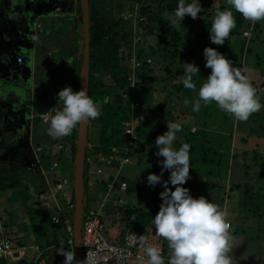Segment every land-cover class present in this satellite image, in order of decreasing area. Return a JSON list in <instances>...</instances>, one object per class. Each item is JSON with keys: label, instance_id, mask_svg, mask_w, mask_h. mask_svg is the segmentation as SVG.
<instances>
[{"label": "trees", "instance_id": "16d2710c", "mask_svg": "<svg viewBox=\"0 0 264 264\" xmlns=\"http://www.w3.org/2000/svg\"><path fill=\"white\" fill-rule=\"evenodd\" d=\"M28 1L29 0H0V20L1 17L5 14H8V11L10 10H15L16 12L18 10H25L24 5ZM32 1L36 6L41 0ZM139 1L140 0H88L90 17L88 95L95 102L101 103L103 102L104 97H110L108 103H102V114L98 119H95L98 123L97 126H99V146L103 152L92 153V155H105L111 157V166H107L108 170L105 173L102 169V172L99 173V175L96 173L91 174L89 172L91 168L90 164L84 162V191L86 169V178L92 179L95 182L97 181L98 184H100L105 189V193L100 194L98 203L103 201V197L107 193L106 190L108 183L110 180L114 179V172L116 168L119 167L121 172L125 165L132 164L131 148L134 145H137V148L140 149L139 151L142 152L141 147L143 144H147V142H149L150 145L147 144L148 150L149 152H153V154H155V151L158 150L155 147L156 137L167 131V123L164 120L158 118L156 114L151 116L152 126L155 127L151 133L152 136L146 134L145 129L138 126V124L134 122V119L132 122L135 128L134 131H136L138 134V139H130L129 135L123 131L124 121L130 120L129 115H127V112L129 111V102L127 101L128 104L123 102V98L119 92L121 90L125 89L126 91V89H128L129 94L132 93L134 95L135 93V91L130 87L127 88L130 74V70H128L129 66L127 57H131V52H129V54L125 57L123 50L125 49V46H130L136 33H133V27L130 22L127 21L128 19L124 18V14H122V8L124 5H126L128 7L127 9L132 11L134 3ZM190 2L191 0H186V3ZM199 2L203 11L198 15V17L196 19H192L190 16H185L181 22H177V28L170 29L169 27H166L164 33L165 35H170L171 40L169 42L163 41L168 50L171 49L169 52L170 60L163 69H165L167 73H171V68L175 63L176 56L179 54H181L183 57L188 56L190 61L187 59L186 62L194 63L199 68V72L193 77L195 83L196 80L198 81L199 77L203 82V80L206 79L211 72V69L205 67L206 60L203 55V50L205 47H213L217 51L224 54L233 62V67L239 70L243 67V61L245 60L246 56L252 52L253 44H264V20L252 23L245 20L241 14L236 12H234L236 27L231 32L230 37L225 41L224 45L220 46L212 44L209 38V29L211 27L210 23L214 16L215 10L217 7H219L221 10H225L230 6L227 5L226 0H199ZM76 3L77 9H75L73 13L66 12L64 13V17H56L54 19L55 21H62L61 28L59 29V37L62 40V43H64L62 47H52L53 51L51 52V62L56 65L55 68L51 69L50 71H46L47 60H45L43 57H40V54L36 59L37 62L35 63V67L37 69L38 65L43 64L44 68L41 69V74H38L37 70L34 73V63L30 61L29 55V57L26 56L24 58V64L30 65V69L27 70V75H13V71H11L12 67L19 65L17 62L21 61L20 57L22 54L16 51L17 54L15 56L14 63L12 64V67H10V53L0 49V55L3 56L0 57V142L3 143L2 147L6 144V141L10 136L8 132L6 133L7 124L9 121L8 118L15 120L17 114L21 115L23 110L28 112H31L32 110V108L29 106L30 102L26 93L28 90L32 91L33 98L38 102L37 106L33 107L34 112L45 109L44 107H47L48 104L56 105L53 106V110L58 108V102L55 103L58 101L57 94L66 86H70L74 91H78L77 77L82 60L83 42L81 11L78 0H76ZM145 3L147 4L145 5ZM155 4L157 7L156 9H154ZM177 4L178 0H142V4L138 8V25L147 23V25L144 26V29L147 30V28L150 27L149 22H155L157 20L164 19L165 16H161L159 13V11L162 10L161 8L174 13ZM33 11L34 10L31 12ZM29 13L30 11H27V14ZM126 13H129V11H126ZM144 19L147 21L143 22ZM46 25L49 26L47 33L50 31L52 32L53 28L56 27L53 25V23ZM247 30L250 32V34L247 35L248 37L243 35V33ZM36 48L37 52L39 53L38 45H36ZM258 52L259 53L255 52L254 54L255 57L259 58L258 64L260 67L257 70L259 77L257 81L251 80V82L257 89V95L259 97H263L264 56L262 57L260 55V49ZM140 54L141 51L139 49L137 50V56H135V58L140 60ZM148 55L150 54L148 53L147 56ZM198 57L200 58V61H194ZM125 61L127 64H125ZM142 61L143 63L140 67H138V69L142 70L140 76L144 77L148 73L147 69L149 68L152 61L150 63H145V59ZM179 71L183 72V69L179 68ZM241 72L242 74L246 75L248 71L242 69ZM167 75L169 76L170 74ZM20 78L22 81H20ZM28 78L30 79L28 80ZM40 88L42 89V93L38 95L37 92L41 91ZM174 88L178 93L182 91V96L180 98L181 100L178 101L180 108L175 109L174 112L178 114L177 116H182L184 120H186L194 113L192 111L191 102H194L195 99L198 98L197 92L185 89L183 87V83L182 85H174ZM129 98L130 97H128V99ZM185 99L190 101L188 106H185L183 103ZM134 100L136 101V99ZM211 104H214L216 114L218 115L217 117H219V120L222 123L223 128L220 127L221 129L216 126V123H212L214 124L213 128H209L206 124V117L208 115L207 107H209ZM211 104L204 106L202 103V106L198 111V114H201L200 125H196L195 123H188L186 125L182 123V131L176 134L177 140L174 142V148L178 149L182 143H188L190 145V166L192 169H190V179L182 186L188 188L190 190V194L194 198H199L201 195H203L211 202L218 204L222 209L227 210L229 212V218L231 217L232 219H228L231 228L233 225H236V227L238 226L237 229L235 228L234 233H237L239 230L241 233L245 232L246 229L243 228L245 223L242 222H246L247 218H253L254 222H258L259 224L261 223L262 225L257 228L263 229L261 230V236L264 239V155L257 151V149L261 146H264V144L255 142V139H252L251 137L252 134H254V138L256 136L255 134H264V107H262L259 112H256L250 116L247 122L252 124L249 126V128L242 129L244 124L242 121H237L234 117L220 110L215 102ZM261 104L264 105V102H261ZM138 108L139 103L135 107V111L137 112L135 119L140 117L146 122L147 112L145 109H143L140 113L138 112ZM160 111L165 113L166 110L162 108ZM50 112L53 114L54 111L51 110ZM4 116H7L8 118H4ZM95 120L88 121L89 126L91 121ZM76 130L77 127L73 130L69 137L66 136L58 139L62 145L59 153L56 157H53V159H50L46 149L42 152V156H49V158H44L48 167L50 163H53L54 161L57 163L55 167L49 169L54 171L59 166L58 161L60 159V152L66 151L63 159L64 161L69 162V167L71 169V173L68 177L64 176L60 181H57L53 178L50 179L49 177V173H52L53 171L49 172L47 170V173L43 176H40L39 172L37 173L32 170L30 172V175L34 178L29 179L31 183L35 179L38 180V178L39 180H42V184L39 188L34 186L36 190L35 193L43 192V188L51 191L50 187L48 188L47 186L54 185L55 187V185L57 183H61L64 178L67 179V184L62 186V188L57 191L61 195V200L59 202L61 205L65 200H67L65 204L74 203V195L72 191L73 173L75 167L74 157L75 137L77 133ZM244 130L246 131L245 136L241 137L240 141H243L246 144L248 143L247 147H243L241 149V147L237 144L236 146L240 148L239 150H227L225 152L223 150L219 151L216 149V147H222L225 150L230 149L232 134H240V131ZM10 142H12V140H10L9 143ZM252 145L255 146L252 147ZM112 147L116 148L115 152L112 151ZM17 150L18 151L12 158V163L9 164L7 162H0V192L13 190L16 188H21V190H25L27 192V185L19 187V176L17 173L20 167H23V172H25L28 168L29 162L34 159L30 157L27 149L20 148ZM87 151L88 148L85 152V158L87 156ZM65 158L68 159L65 160ZM112 166L115 168H112ZM254 168L257 170L255 171ZM221 171L224 172L222 176L220 175L222 174ZM232 171L233 178L235 177V180H232L230 183ZM34 173H37L38 177L35 176ZM100 176H103V178H99ZM169 176H165V178L163 177L162 180H168ZM121 178L122 180L127 181L125 177ZM253 178H256L257 181L261 182L260 187L257 188L251 183ZM44 179L47 181L44 182ZM70 184L71 188L68 189ZM169 187L173 188L170 183ZM158 188L159 191L156 193V198L161 199L159 194L164 190L162 184H158ZM126 191L128 193L131 191L129 185ZM223 192H225V197L222 196ZM68 194L69 196L67 197ZM83 197H86V194ZM218 199L220 200L219 203H217ZM36 201L32 200V203H27L30 204L29 209H35L36 212L40 213V210H43V207H41L42 204L40 203H43L44 201H38L37 199ZM108 201L104 203L105 206H107ZM52 202V208L54 209L53 212H55L56 205L54 201ZM83 202L86 203L83 207V211H85L88 209L87 199L85 200V198H83ZM227 202L229 205H227ZM134 203L138 204V202ZM127 204L128 203L126 202L125 204H122L121 207L123 208L124 205ZM159 206V204L152 205V207L144 204H142V206H132L131 204V207L122 209V214L118 217V219L121 221V223L123 222L126 224V227L130 221L135 222L136 220V223H139L140 227L144 226L145 228L149 227L150 229L153 221L152 217L154 218V215H156L158 212ZM72 211L73 210L70 211L71 214ZM35 214L38 215V213ZM60 218L63 220L62 216ZM29 220H31V218H29ZM50 223L53 226L61 225L66 236L61 242L55 240L49 242V246L56 243L58 246L64 247L68 239V233L65 232V228L61 223H54V221H50ZM5 240H9L10 248L12 250L21 248L19 254L22 255L21 253L24 246H16L13 244L12 240L10 238L8 239L6 236L0 239V245ZM165 251L166 250L164 247L163 252ZM260 251L262 253V262L264 259V251L263 249ZM37 253H35L34 257H36ZM34 260L35 258H33L32 264H34ZM0 264H3V262H0ZM48 264H50V262H48Z\"/></svg>", "mask_w": 264, "mask_h": 264}, {"label": "rangeland", "instance_id": "374dc122", "mask_svg": "<svg viewBox=\"0 0 264 264\" xmlns=\"http://www.w3.org/2000/svg\"><path fill=\"white\" fill-rule=\"evenodd\" d=\"M141 4L142 0L134 3L132 11L127 9L128 7L126 5H124L122 8V14H124V18L128 19L127 21H129L133 27V33H136L135 37L132 39L130 46H125V49L123 50L125 57L129 54V52H131V57H127L129 66L128 70L131 71V69L133 68V64L136 60L135 56H137V50L139 49L141 51L140 60L150 59L152 61L149 68L147 69V76L145 75V78L140 76L142 80L137 83V88L134 93V98L139 103L138 112L141 113L143 109H145V111L147 112V123L140 117H138V119H135L134 122L137 123L138 126L143 127L146 131V134H148L149 136H152L151 133L153 132V129H155V127L152 126L151 116H153V114H156L158 118L164 120L166 123L179 122L180 124L184 123L186 125L188 123H195L196 125H200L201 114H198V112H194L193 115L186 120H184L182 116H177L178 114L174 112L175 109L180 108V104H178V101L181 100L180 98L182 96V91L178 93L174 88V85H182V81H180L178 78L183 75V72L179 71V68L183 69L182 65L186 62L187 59L188 61H190V58L188 56L183 57L181 56V54H179L175 58V63L171 68V73H167L166 70L163 69L170 60L169 52L171 51V49L168 50L165 43H163V41L169 42L171 40V36L165 35L164 30L166 27H169L170 29H175L178 27V25L175 27H171L168 22L170 16L173 13L161 8L162 10L159 11V13L161 16H165L164 19L157 20L155 22H149L150 27L145 30L144 26H146L147 23L138 25L139 21L137 19V15L139 14L138 8ZM146 4L147 3H145V5ZM24 7L25 10L23 9V11L27 12L34 10V13L36 15H32V13H30L25 17L26 13H23V11H19L17 9V12L15 10H10L8 11V14H5L1 17L0 49L8 51L10 53V67H12V64L14 63L17 52L22 54V56L20 57L21 61L19 62V65L12 67L11 71H13V75H27V70L30 69V65L24 64V58L26 56L29 57V55L30 61L34 63V73L37 70V73L41 74V69L44 68V65H38L37 69L35 67V63L37 62L36 59L38 58V56L41 54L40 57H43L45 60H47L46 71H50L51 69L56 67V65L51 62V52L53 51L52 47H62L64 45L59 37V29L61 28L62 21H55L54 19L56 17H64V13L66 12L73 13L75 9H77V3L76 0H41L35 6L33 1L29 0L27 3H25ZM156 8L157 7L155 4L154 9ZM126 11H129V13H126ZM30 17H32L33 21H27V24L25 22V19L27 18L29 20ZM146 21V19L143 20V22ZM49 23H53V25L56 27L53 28L52 32L50 31L49 33H47L49 26H47L46 24ZM248 34H250L248 30L246 31V33H243V35L245 36H247ZM33 36H36L38 39L32 40ZM36 45H38L39 47V53L37 52ZM252 47V52L246 56L245 60L243 61V67L239 70L241 71L243 69L245 71H248L246 75H248L251 80L257 81L259 77L257 70L260 66L258 64L259 58L255 57L254 53H259L258 51L260 49V55L263 57L264 44L255 43ZM148 53L150 55L147 56ZM0 57L3 56L0 55ZM194 61L199 62L200 58L198 57ZM125 64H127L126 61ZM134 70L137 75L142 73L141 69ZM167 74L170 75L168 76ZM29 79L30 78H28V80ZM20 81H22L21 78ZM201 84L202 80H200L199 77L198 81L196 80L197 90L199 89ZM134 85L135 82H131L132 88L134 87ZM40 90V92H37L38 95L42 93L41 88ZM26 93L30 102L29 106L32 108L31 112L21 110V115L17 114L15 120L4 116V118L6 117L9 119L6 133L8 132L10 134V139L8 138L6 144L3 147V143L0 142V162H7L9 164L12 163L14 154L18 151L17 149L20 148L27 149L30 157L34 159L29 162L28 168L25 172H23V167H20L17 173V175L19 176V187L27 185V192L25 190H21V188L0 192V239L4 236H7L16 246H24L21 253L22 255L19 254L21 251L20 248L14 250L11 249L8 253H6V256H0V262H3V264H32L33 258H35V253H39L40 250H44L47 246H49V242L53 240L61 242L66 236L61 225L53 226L50 223V217L51 214H53L54 210L52 208L53 202L50 197L49 199L47 198L43 203H40L42 204L41 207H43V210H40V213L36 212L35 209H29L30 204L27 203H32V200L36 201L37 193H35L36 190L34 186L36 188H39L42 184V180H39V178L38 180L35 179L32 183L30 182L29 179H34L30 175L31 170L37 173L39 172L40 176L46 174L47 170L49 172L53 171L49 170L54 166L53 163H50L49 161L50 165L48 167V165L46 164L47 162L44 158H49L50 156V159H53V157H56L61 149L62 144L58 140L59 138L54 139L48 134L47 128L49 124L48 122H41L40 117L41 114L46 112L49 114H44L45 117L50 118V116L52 115L50 111L52 110L55 112L57 108L53 110V106L56 105L48 104L47 107H44L45 109L34 112L33 107L37 106L38 102L33 98L31 90H28V92ZM263 97H259L260 102L262 103L264 102ZM129 100L135 106L136 102L135 100H133V96H130ZM57 102L58 101H56L55 103ZM123 102H125V100H123ZM57 105L58 108H60L61 105L59 103H57ZM135 107L134 112H132V115L134 116L137 114V112L135 111ZM162 108L166 110L165 113H162V111H160V109ZM207 112V126L209 128H213L214 124L212 123H216V126L218 128H223L219 117H217L218 115L216 114L214 104H211L209 107H207ZM128 113L129 111L127 112V115H129ZM243 123L244 124L242 129H248L252 124L250 122ZM97 124L98 123L96 120L91 121L90 126H88V130H86L87 139L91 145V154L103 152V150L99 146V126H97ZM240 132V134H232L230 149L225 150L222 147H216V149L226 152L227 150H239L240 148L236 146L237 144L241 147V149L243 147H247L248 143L246 144L245 142L240 141L241 137L245 136L246 131L244 130ZM255 135L256 136L254 138V134H252V139H255V142L259 144H264V134L261 133L260 135ZM10 140H12V142L9 143ZM13 140L16 141L14 142ZM147 144L150 145L149 142H147ZM147 144H143V146L141 147L142 152L139 151L140 149L137 148V145H134L131 148L132 164L125 165L122 168L121 172L119 169V178L122 179L121 177H125L127 179V183L130 186L131 191L128 193L127 191L121 192L117 189H114L108 192L109 201L107 203V206L103 207L104 214L102 216V220L105 223L104 236L109 242L121 243L123 235L126 231H133L138 234H149V227H140V224L136 223V220L135 222L130 221L127 224V227L125 226L126 224H124L123 222L121 223L118 217L122 214V209L131 207V204L132 206H142V204H144L152 207V205H160L162 202V199L156 198V193L159 191L158 184L155 187L149 186L147 184V176L152 173L157 175L161 174L162 167L160 162L163 160V157H158L156 153L153 154V152H149ZM253 146L255 145H252V147ZM45 149L49 156H42V152ZM257 151L264 155V146L259 147ZM65 153L66 151L60 152V159L58 161L59 166L52 173H49L50 179L53 178L57 181H60L64 176L68 177L70 175L71 169L69 167V162L64 161L63 159ZM87 156H90L88 152ZM66 159L68 158H65V160ZM102 167L104 168L105 173L108 170L107 165L102 164ZM112 168L115 167L112 166ZM254 169L255 171L257 170L256 168ZM37 173H34V175L38 177ZM223 174L224 172H222V174L220 175L222 176ZM86 175L87 169L85 172V193L83 195L85 196L86 194V197L83 198H85V200L87 199L88 208H97L99 196L100 194L105 193V189L100 184H98L97 181L95 182L92 179H87ZM169 175L170 172L167 170L165 172L164 170L162 179L163 177L165 178V176L167 177ZM99 178H103V176H100ZM232 180H235V177L233 178V171L231 172L230 183ZM43 181L46 182L47 180L44 179ZM251 183L257 188L261 185V182L257 181L256 178H253V180H251ZM47 187H50V189L54 191V193L58 194L55 196L56 198H61V195L56 191L54 185ZM70 188L71 184L68 186V189ZM48 191L49 190L43 188V192L49 193ZM224 195L225 192H223L222 196L225 197ZM67 196H69V194ZM40 199H44L42 197V194L40 195ZM118 199L126 200L128 204L124 205V207L122 208V204L118 202ZM219 201L220 200L218 199L217 203H219ZM134 202H138V204ZM84 204L86 203L84 202ZM227 205H229L228 202ZM35 213H38V215H36ZM29 218H31V220H29ZM228 219L232 220L231 217H228ZM242 223H245L243 228L246 229L243 233H241L240 230L237 231V233H234L235 228L237 229L238 227H236V225H233L231 228V234L235 238L233 247L235 264H259L262 259V253L260 250L263 249L264 251V239L261 236V230L263 229H258L257 227L262 224L254 222L253 218H247L246 222ZM163 247H165V254L168 256L167 241L165 240H163ZM260 264H264V259Z\"/></svg>", "mask_w": 264, "mask_h": 264}, {"label": "clouds", "instance_id": "9594fccd", "mask_svg": "<svg viewBox=\"0 0 264 264\" xmlns=\"http://www.w3.org/2000/svg\"><path fill=\"white\" fill-rule=\"evenodd\" d=\"M226 3L230 7L225 10L217 7L210 23L209 38L211 43L215 45L223 46L236 27L234 12L241 14L245 20L252 23L264 20V0H226ZM202 11L199 0H191L190 3H186V0H178L176 9L168 22L171 27H175L177 22H181L185 16L196 19ZM29 21H33V19L31 18ZM37 39L36 36L32 37V40ZM203 55L206 60L205 67L211 69V72L203 80L198 90L193 77L199 72V68L194 63H184L182 65L183 75L178 78L182 81L185 89L197 92L198 98L191 102L192 111L198 112L202 103L207 106L215 102L220 110L234 117L237 121L247 122L252 114L259 112L264 107L250 77L233 67V62L213 47H205ZM140 61L143 63L142 60ZM150 62V59L149 61L145 60V63ZM134 69H138V67L131 69L129 78L132 80L128 78L127 88L130 87L135 91L137 83L142 78L140 74L137 75L134 72ZM131 82H135L133 88ZM119 94L125 103L129 102L127 104L130 120L124 121L129 123L133 119L135 120L136 115H132V112H134V107L138 102L135 101V106L130 102L128 97L133 96V100L135 98L132 93L129 94L128 89L126 91L125 89L121 90ZM57 95L61 107L57 108L50 118L46 117V121H43L40 115L42 122H48L47 132L54 139L70 136L78 125L98 119L102 114V103L106 104L110 100V97L106 96L102 103L95 102L89 97L86 89L74 91L70 86L64 87ZM189 103L188 99L184 100L185 106H188ZM166 127L167 131L155 139V147L158 149L156 155L163 157L160 162L162 172L160 175L149 174L147 184L152 187L162 184L164 189L159 194L162 203L154 215L152 225L156 237L161 238L162 241H167L168 256L165 252L163 255L162 249L157 244L150 243L141 236L140 242L146 264H235L233 256L235 238L231 234V225L228 221L229 212L203 195L194 198L190 194V190L182 186L190 179V169H192L190 166V145L182 143L178 149L174 148V142L177 140L176 134L182 131V125L179 122H167ZM88 144L90 143L87 142L86 149ZM164 170L170 172L168 180H162ZM169 183L174 190L169 187ZM65 201L62 206L67 205ZM69 204L72 207L67 210L62 208L60 214L63 219L64 214L70 215L69 222L73 239L70 211L73 210L74 203ZM50 221H52L51 217ZM59 223L62 224V222ZM81 230L82 222L80 239ZM65 232L68 233L69 239L70 232L66 229ZM52 245L61 247L56 243ZM59 254L64 257L63 264H86L85 261H77L75 258L74 239L73 250H61ZM49 258L52 259L53 256ZM48 259L47 261L51 264L53 259L51 261Z\"/></svg>", "mask_w": 264, "mask_h": 264}, {"label": "built area", "instance_id": "2783aa9c", "mask_svg": "<svg viewBox=\"0 0 264 264\" xmlns=\"http://www.w3.org/2000/svg\"><path fill=\"white\" fill-rule=\"evenodd\" d=\"M246 33V32H244ZM135 62L133 64L134 67H139L142 62L135 58ZM149 61V59H147ZM133 67V68H134ZM132 80V78H129ZM43 113L41 114L42 120L46 121V117ZM125 125V132L129 135L130 139L135 140L138 139L137 133L134 131V125L131 122H124ZM40 150V148H39ZM91 145L88 144V154L90 156H86L85 162L89 163L90 173H99L104 172V168L102 164H106L107 166H111L110 162L112 161L111 157L108 156H97L92 155L91 152ZM112 151L115 152L116 148L112 147ZM125 161V160H124ZM53 167L57 165V163L53 162ZM52 168V167H51ZM95 168V170H94ZM114 179L110 180L107 186L106 194L103 197V201L98 203L97 208H88L83 212V219H82V230H81V248L82 252L80 261H85L86 264H146V258L143 257V248L140 242V237H144L148 242L157 244L161 249L162 252L164 251L162 239L156 237L154 226L151 225L149 234H142L136 233L133 231H126L123 235L122 242H109L104 236L105 230V223L102 220V216L104 214L103 207L105 206V202L109 200L108 192L113 189H117L118 191H126L128 189V183L125 180L119 178V167L116 168L114 172ZM67 179L64 178L61 183H57L55 185L56 191L62 188L65 184H67ZM49 194L45 192H38L37 193V200L38 201H45L49 197L52 201L56 204V210L53 212L51 216L52 222L58 223L62 222L63 227L66 231L70 232V237L67 239L64 247H57L55 245L48 246L44 250L37 253L34 264H48L47 259L50 256H53V260L51 264H63L64 257L59 254L61 250H73V239L71 235V225L69 222L70 215L64 214V219L61 220L60 211L62 208L64 210L70 209L72 207L71 204H67L62 206L59 204L60 197L56 198L55 196L58 195L54 193V191H49ZM44 199H40V195ZM120 204H125L126 200L118 199ZM10 242L9 240L3 241L0 245V255H6V253L10 250ZM164 255V252H163ZM166 258V257H165Z\"/></svg>", "mask_w": 264, "mask_h": 264}, {"label": "water", "instance_id": "95a60500", "mask_svg": "<svg viewBox=\"0 0 264 264\" xmlns=\"http://www.w3.org/2000/svg\"><path fill=\"white\" fill-rule=\"evenodd\" d=\"M81 11V27H82V60L79 67L77 82L78 91L83 89L87 90L88 94V78H89V47H90V17H89V2L88 0H78ZM25 17L28 15L26 11ZM34 15V11L31 12ZM29 13V14H30ZM36 15V14H35ZM28 18V17H27ZM25 19V22L30 19ZM88 121L77 126V133L75 137V157H74V173H73V195L74 205L72 211V226H73V239H74V252L77 261H80L81 257V245H80V229L83 214V191H84V161L85 152L87 146V130ZM49 261L52 259L49 258Z\"/></svg>", "mask_w": 264, "mask_h": 264}]
</instances>
